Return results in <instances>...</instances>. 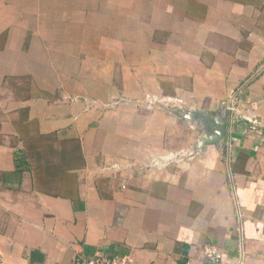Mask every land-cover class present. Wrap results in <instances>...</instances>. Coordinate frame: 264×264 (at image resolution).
I'll list each match as a JSON object with an SVG mask.
<instances>
[{"label": "crops", "instance_id": "0c3cea01", "mask_svg": "<svg viewBox=\"0 0 264 264\" xmlns=\"http://www.w3.org/2000/svg\"><path fill=\"white\" fill-rule=\"evenodd\" d=\"M123 255L264 264V0H0V264Z\"/></svg>", "mask_w": 264, "mask_h": 264}, {"label": "water", "instance_id": "95a60500", "mask_svg": "<svg viewBox=\"0 0 264 264\" xmlns=\"http://www.w3.org/2000/svg\"><path fill=\"white\" fill-rule=\"evenodd\" d=\"M166 108L177 112L180 118L187 120L200 132L196 143L189 151V155L198 153L207 144H216L225 139L228 125L227 109L218 114H210L204 110L189 108L180 102L176 106L169 104Z\"/></svg>", "mask_w": 264, "mask_h": 264}, {"label": "built area", "instance_id": "2783aa9c", "mask_svg": "<svg viewBox=\"0 0 264 264\" xmlns=\"http://www.w3.org/2000/svg\"><path fill=\"white\" fill-rule=\"evenodd\" d=\"M226 108L231 111L232 110V103L226 106ZM175 158L173 154L170 156H165L163 158H159L153 161V165H159L162 162L169 161ZM205 256L213 263H219L221 260V253L214 247L208 246L204 250ZM77 264H134L131 255H123V256H116L112 258H87L80 260ZM239 264V263H238Z\"/></svg>", "mask_w": 264, "mask_h": 264}, {"label": "rangeland", "instance_id": "374dc122", "mask_svg": "<svg viewBox=\"0 0 264 264\" xmlns=\"http://www.w3.org/2000/svg\"><path fill=\"white\" fill-rule=\"evenodd\" d=\"M147 98H148L147 100L150 101V100L153 99V96H152V97H147ZM115 101H116V100H115ZM230 101H232V99H227V100H225V102H222V104L224 103L223 105L228 106V105H230V103H231ZM169 102H170V101H169ZM117 103H118V101H116V104H117ZM171 103H172V102H171ZM114 104H115V103H114ZM226 109H227V108H226ZM227 111H229V110L227 109ZM196 131L199 132V130H197V129H196ZM177 157H178V156H177Z\"/></svg>", "mask_w": 264, "mask_h": 264}]
</instances>
